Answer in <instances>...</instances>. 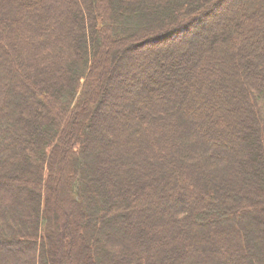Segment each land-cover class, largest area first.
<instances>
[{"label": "trees", "instance_id": "16d2710c", "mask_svg": "<svg viewBox=\"0 0 264 264\" xmlns=\"http://www.w3.org/2000/svg\"><path fill=\"white\" fill-rule=\"evenodd\" d=\"M0 264H264V0H0Z\"/></svg>", "mask_w": 264, "mask_h": 264}, {"label": "rangeland", "instance_id": "374dc122", "mask_svg": "<svg viewBox=\"0 0 264 264\" xmlns=\"http://www.w3.org/2000/svg\"><path fill=\"white\" fill-rule=\"evenodd\" d=\"M184 46H185V45H184ZM135 90H136V89H135ZM135 90H134V91H135ZM129 94H130V93H129Z\"/></svg>", "mask_w": 264, "mask_h": 264}]
</instances>
